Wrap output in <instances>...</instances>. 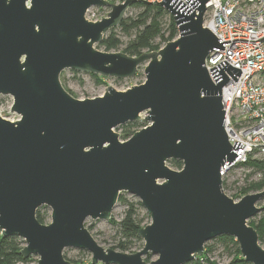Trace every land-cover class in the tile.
I'll list each match as a JSON object with an SVG mask.
<instances>
[{"label":"water","instance_id":"95a60500","mask_svg":"<svg viewBox=\"0 0 264 264\" xmlns=\"http://www.w3.org/2000/svg\"><path fill=\"white\" fill-rule=\"evenodd\" d=\"M185 1L159 2L177 25L175 39L129 56L94 45L137 0L110 3L96 22L85 11L105 0H0V94L12 95L20 115L0 117V230L25 241L23 257L75 264L63 256L71 247L90 252L91 264H146L147 253L158 256L150 264H186L206 242L227 235L245 261L264 264L248 224L264 189L234 201L220 174L239 155L233 148L244 146L229 143L221 102L222 86L241 71L225 60L205 68L224 42L203 26L209 0ZM142 63L143 83L108 86L93 98H74L59 79L65 69L126 78ZM143 112L149 124L120 141L113 128ZM171 159L182 168L166 165ZM122 191L138 197L151 219L138 230L144 245L134 253L102 247L84 226L87 218L110 219ZM43 205L51 209L49 224L36 218Z\"/></svg>","mask_w":264,"mask_h":264},{"label":"built area","instance_id":"2783aa9c","mask_svg":"<svg viewBox=\"0 0 264 264\" xmlns=\"http://www.w3.org/2000/svg\"><path fill=\"white\" fill-rule=\"evenodd\" d=\"M105 1V6L87 8L84 18L89 22L100 21L108 16L112 3L117 5L125 0ZM181 1L187 4L185 0ZM205 7L203 26L219 38L218 41L224 42L223 49L214 48L209 52L204 61L205 68L225 60L241 71L236 82L229 77L221 88L223 124L228 141L232 147L234 141L244 144L237 150L233 148L239 155L234 161L225 162L220 170L224 185L235 168L247 166L250 159L264 160V0H209Z\"/></svg>","mask_w":264,"mask_h":264},{"label":"rangeland","instance_id":"374dc122","mask_svg":"<svg viewBox=\"0 0 264 264\" xmlns=\"http://www.w3.org/2000/svg\"><path fill=\"white\" fill-rule=\"evenodd\" d=\"M142 11L141 7L129 6L126 15L122 18L125 20L127 18L136 19L138 14ZM169 14H165L160 18L161 33L163 37H167L169 32ZM205 27V26H204ZM178 30V29H177ZM113 33L114 36L120 41L117 48L106 51L103 46L95 44L94 47L100 51L105 52H123L126 48L128 41L133 38L135 30L131 29L129 31H124L121 25H117L111 28L104 36H108ZM178 36V35H177ZM163 37L158 36L153 40V44L158 45L159 49L164 46L167 41ZM174 39V38H173ZM172 39V40H173ZM157 49V50H159ZM157 50H146L144 49L142 53L152 52ZM126 54V53H125ZM146 63H142L137 67L136 73L133 76L126 78H115V77H104L95 73H88L83 71H75L71 69H65L61 72L59 79L66 91L77 99L93 98L101 96L105 93L106 87L111 86L115 90L124 91L132 86L139 85L145 81L144 67ZM13 105V97L9 94H0V117L5 118L9 121H16L20 118V115L11 109ZM146 112L141 113L140 119L136 121L126 122L124 124L118 125L113 128V131L119 135L120 141H125L131 137V135L147 126L149 123L145 120ZM264 161V160H262ZM170 168L178 170L171 165L170 161L166 162ZM264 177V171L245 166L238 167L232 170L227 176V182L223 185V192L234 201H238L241 197L246 194L253 193L244 192V188L248 187L250 184L260 180ZM264 189V188H263ZM262 189V190H263ZM261 191V190H260ZM123 198V200L119 198ZM118 201L113 207L110 219H91L87 218L85 220L84 226L88 229L94 240L104 248H111L120 251L117 248V244L122 240V236L119 231V223L125 215L128 204L133 203L136 209V219L139 220L142 227L151 223L150 216L147 214L145 208L142 206L138 197L122 191L119 195ZM257 206L260 208L257 214L248 220H257L259 217L264 216V198L258 201ZM41 214L43 218L42 224H49L51 222V209L48 206H40L37 211ZM22 246H25V241L18 237ZM206 257L210 260H214L219 264L228 263L233 256V247L226 246L225 242L218 240V237L206 242ZM260 246L264 248V238L259 242ZM144 245L142 238L133 239L130 244V249L126 250V253H134L140 250ZM203 254V253H202ZM63 256L65 259L71 261L75 264H89L91 263V254L86 250H80L77 248H65L63 250ZM30 260L24 264H37L39 258L38 255L29 256ZM157 255L147 253L143 256L146 264H150L151 261L156 260ZM196 259V258H195ZM193 259L186 264H197ZM198 262L204 264L203 259H199Z\"/></svg>","mask_w":264,"mask_h":264},{"label":"trees","instance_id":"16d2710c","mask_svg":"<svg viewBox=\"0 0 264 264\" xmlns=\"http://www.w3.org/2000/svg\"><path fill=\"white\" fill-rule=\"evenodd\" d=\"M133 6L141 7L142 11L138 14L136 19L127 18L122 20L120 23L124 31H129L131 29L135 30L133 38L128 41V44L124 49V53L127 55L138 56L144 49L157 50L159 48L158 45L153 44V40L158 36L163 37L161 33L160 18L165 14H169V34L167 37H163V39L165 41H170L177 35V27L172 16L160 4H149L138 1L135 2ZM119 43L120 41L114 36V34L110 33L108 36L103 37L102 41L99 43V46H103L106 51H109L117 48ZM169 161L175 168H182L181 161L175 159H171ZM246 165L264 171V161L262 160L250 159ZM263 188L264 177L244 188V192H256L262 190ZM119 199L123 200L122 197ZM262 208L264 209V206ZM135 215L136 209L134 204L129 203L127 210L125 211V215L119 223V231L122 236V240L118 242L117 248L120 251L125 252L126 250L130 249L131 241L133 239L140 238L138 235V230L142 226L139 220L136 219ZM36 218L40 223L43 222V218L40 213L36 212ZM249 225L254 227L258 234L259 242H261L264 238V216L259 217L257 220H250ZM218 240L225 242L226 246L228 247H233V256L231 260L224 264H251L242 258L238 243L233 237L222 235L218 237ZM22 248L23 246L21 245L18 236L5 237L2 236L0 230V264H24L25 262L29 261V257L25 258L21 254ZM205 253L206 246L204 247L203 254L196 257L195 260H197V264H202L201 262H198L199 259H203L204 264H219L216 261L207 258ZM97 264L103 263L98 262Z\"/></svg>","mask_w":264,"mask_h":264},{"label":"bare ground","instance_id":"6f19581e","mask_svg":"<svg viewBox=\"0 0 264 264\" xmlns=\"http://www.w3.org/2000/svg\"><path fill=\"white\" fill-rule=\"evenodd\" d=\"M194 11H196V8H194ZM149 123V122H148Z\"/></svg>","mask_w":264,"mask_h":264}]
</instances>
